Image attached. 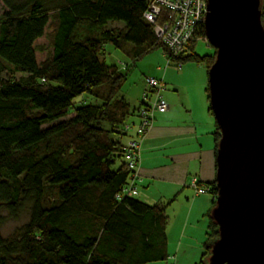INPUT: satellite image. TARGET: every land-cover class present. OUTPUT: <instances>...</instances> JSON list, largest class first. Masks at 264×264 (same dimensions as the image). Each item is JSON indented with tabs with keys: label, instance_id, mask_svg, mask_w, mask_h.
<instances>
[{
	"label": "trees",
	"instance_id": "16d2710c",
	"mask_svg": "<svg viewBox=\"0 0 264 264\" xmlns=\"http://www.w3.org/2000/svg\"><path fill=\"white\" fill-rule=\"evenodd\" d=\"M0 2V205L12 218L28 211L14 235L0 234V264L165 260L164 207L117 197L128 177L124 140L133 135L124 126L141 103L132 107L120 96L123 74L100 57L107 44L136 58L157 47L170 55L143 17L148 0ZM119 21L121 28L106 27ZM40 38L46 44L36 43ZM194 43L190 53L170 56L171 64L205 61L209 69L215 47L200 57ZM39 51L46 52L40 60ZM4 63L22 76H2ZM213 136L216 153V122ZM208 187L213 207L216 179ZM211 209L198 264H208L218 237Z\"/></svg>",
	"mask_w": 264,
	"mask_h": 264
},
{
	"label": "water",
	"instance_id": "95a60500",
	"mask_svg": "<svg viewBox=\"0 0 264 264\" xmlns=\"http://www.w3.org/2000/svg\"><path fill=\"white\" fill-rule=\"evenodd\" d=\"M205 35L216 49L208 69L219 129L218 226L208 264H264V28L261 0H206Z\"/></svg>",
	"mask_w": 264,
	"mask_h": 264
},
{
	"label": "crops",
	"instance_id": "0c3cea01",
	"mask_svg": "<svg viewBox=\"0 0 264 264\" xmlns=\"http://www.w3.org/2000/svg\"><path fill=\"white\" fill-rule=\"evenodd\" d=\"M184 71L182 67L176 73L182 74ZM165 87L164 83L162 95L168 108L164 112L155 113L153 125L140 143L136 197L146 204H159L165 209L168 252L165 261L168 259L174 261L173 264H198L204 252L200 245H203L206 238L208 224L207 220L205 228L201 221L203 217L208 219L213 197L209 192H197L191 180L195 177L200 185L208 187L215 179V122L208 111L209 99H203L198 94L196 102H193L181 93L177 84H172V90ZM175 203H178L179 208L175 217L179 216L182 221L177 249L175 246L168 247V210H172ZM186 239L188 241L183 242ZM172 249L176 252L173 253Z\"/></svg>",
	"mask_w": 264,
	"mask_h": 264
},
{
	"label": "rangeland",
	"instance_id": "374dc122",
	"mask_svg": "<svg viewBox=\"0 0 264 264\" xmlns=\"http://www.w3.org/2000/svg\"><path fill=\"white\" fill-rule=\"evenodd\" d=\"M15 2H22L24 0H14ZM4 5L0 2V12H2ZM123 23L119 22H109L107 28H121ZM39 44H46L45 38H40L36 41ZM193 53L204 57L207 55H212L214 53V48L203 38H199L193 44ZM45 51H39L37 53L38 59L45 57ZM190 53V52H186ZM100 57L104 59L107 65H116L120 72L123 74V81L120 89V96L127 100L130 105L136 106L139 103L141 94L146 88V78L155 77L157 79H163L166 84L167 90H172V84H177L178 88L185 97L189 100L196 102L198 94L204 99H208V68L205 61L194 62L187 61L182 63L180 67H176L172 64L166 65V58L161 47L153 48L144 52L139 57H134L133 55H127L121 51L115 50L110 44L105 46V50L100 54ZM122 62V63H121ZM184 68L185 71L182 74H177L176 72L179 68ZM1 75L4 77L13 76L15 78H20L21 73L14 72L11 66L3 64V69ZM165 91V90H164ZM166 100V99H165ZM91 101L88 99V102ZM209 103V102H208ZM72 115L70 113L65 118ZM64 118H60L54 122L43 124L42 127H47L55 122H58ZM130 120L134 121L135 116ZM178 203L173 204L172 210L169 208V225H168V247L172 248L175 246L177 249V244L179 242L181 229V218L179 216L175 217L176 212H178ZM181 212V210H180ZM179 212V213H180ZM28 219L27 208L19 213L17 218H12L0 205V234L3 237H10L14 235L20 226H22ZM207 218L203 217L201 225L206 228ZM205 231V230H204ZM201 238V237H200ZM203 238V235H202ZM204 239H202L203 242ZM186 239L183 242H187ZM202 246V245H200ZM173 253L176 250L172 249ZM199 262V261H198ZM197 262V263H198ZM174 261L170 260H160L154 261L148 264H173Z\"/></svg>",
	"mask_w": 264,
	"mask_h": 264
},
{
	"label": "built area",
	"instance_id": "2783aa9c",
	"mask_svg": "<svg viewBox=\"0 0 264 264\" xmlns=\"http://www.w3.org/2000/svg\"><path fill=\"white\" fill-rule=\"evenodd\" d=\"M206 6V0H148L143 17L152 25L157 41L164 44L170 54L165 56V66L173 62L170 56L177 58L186 54L192 41L199 38L208 41L205 34H198L204 26ZM179 65L176 64V67ZM163 89L162 79L147 77L135 120H129L124 126L128 131L133 130V135L127 138L123 152L128 177L117 194L118 198L138 195L140 143L152 127L155 113L164 112L168 108V103L162 95ZM191 185L199 193L209 192V187L200 185L195 177L192 178Z\"/></svg>",
	"mask_w": 264,
	"mask_h": 264
}]
</instances>
